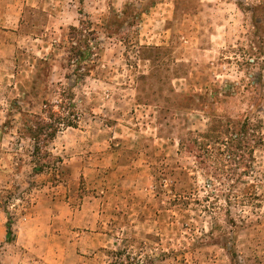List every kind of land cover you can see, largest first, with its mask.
Returning <instances> with one entry per match:
<instances>
[{"label": "rangeland", "instance_id": "1", "mask_svg": "<svg viewBox=\"0 0 264 264\" xmlns=\"http://www.w3.org/2000/svg\"><path fill=\"white\" fill-rule=\"evenodd\" d=\"M19 18L0 23V264H264V0H39Z\"/></svg>", "mask_w": 264, "mask_h": 264}, {"label": "trees", "instance_id": "2", "mask_svg": "<svg viewBox=\"0 0 264 264\" xmlns=\"http://www.w3.org/2000/svg\"><path fill=\"white\" fill-rule=\"evenodd\" d=\"M78 52V57L76 60H75V63H77L80 67H82V65L84 64V67H87L86 65V62H87V59H89V55H91V51L89 50V48H86L85 50H77ZM81 75L84 76L86 75L84 72H81ZM70 99H72V97L70 96ZM48 111H52L51 110H48ZM49 115V114H47ZM51 116H46L44 117L43 119V122L39 124V127H38V131H34L35 133H37L38 135L40 134H43L44 131L45 132V141H50L52 139L55 138L56 136V133L57 131L59 130L58 128H56L54 125H51L47 122V118L51 119V117L55 116V113L54 114H50ZM64 124H67V126H70V127H76V125L73 123V122H66ZM247 125H240L239 127H241L239 129V132L242 131V130H247ZM50 130V131H49ZM234 133V132H233ZM232 135V134H231ZM229 142H224V140H222L221 144H224L227 148V151H228V155L231 156V155H234V157L237 155V156H241L240 153L237 152V150L239 151H242V145L241 143H243V139L240 138V136L238 135L237 137H233V135L231 136V138H229ZM235 143V145L233 144ZM183 147V145H182ZM36 151H39V149L36 147ZM45 167L44 164H38L36 163V166H35V170L36 171H42L43 168ZM175 196L178 198L179 196L177 194H175ZM176 197H174V202H176ZM8 230H7V238L9 239V237L11 236V225L8 223V226H7ZM126 253L125 250H120V251H117V252H113V254L116 256V261H113L111 262L110 264H123V263H118V258L119 256H122ZM121 258V257H120Z\"/></svg>", "mask_w": 264, "mask_h": 264}, {"label": "crops", "instance_id": "3", "mask_svg": "<svg viewBox=\"0 0 264 264\" xmlns=\"http://www.w3.org/2000/svg\"><path fill=\"white\" fill-rule=\"evenodd\" d=\"M6 4H7L6 7H8L7 8V13L5 12V14L3 13L2 15H0V23L19 21L20 20L19 17L21 16L23 10L26 9V8H29L30 6L31 7H37L39 5V0H7ZM17 10H19L20 13H17ZM67 128L68 129L71 128L73 130H76L78 127L77 126L76 127L68 126ZM68 129H66V131ZM110 138L111 137L109 135H107L104 139H101L100 144L101 145H105V142L109 141ZM103 149H105V148H103ZM108 150H106V152L104 153L105 156L109 155V151ZM100 163H102V166L104 165V161L101 160ZM112 165L115 166L114 162H112ZM99 166H100V164H99ZM63 198H67V197L64 196ZM95 199L96 198H93V199L90 198V202L89 203H91V204L95 203ZM63 204L68 206L70 204L69 203V198L65 199L63 201ZM60 214L62 215L60 217H68L69 216V215L66 216V214L64 212L63 213L60 212ZM72 218H73V215L70 214V217L66 219L67 220L66 222L71 221ZM88 223H90V224H89V226H86V228L87 227L93 228L94 226H95L94 228H96V226H98V220H93V221L88 222ZM92 234H94V235L96 234L97 235L99 233H93L92 232ZM96 235L94 237H92L89 241L85 242V243H87L86 247H90L92 249H95L97 247V243L95 242Z\"/></svg>", "mask_w": 264, "mask_h": 264}]
</instances>
